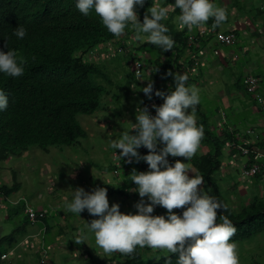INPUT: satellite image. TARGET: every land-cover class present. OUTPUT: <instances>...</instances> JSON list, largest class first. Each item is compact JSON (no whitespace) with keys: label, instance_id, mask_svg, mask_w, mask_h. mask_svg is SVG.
Instances as JSON below:
<instances>
[{"label":"trees","instance_id":"1","mask_svg":"<svg viewBox=\"0 0 264 264\" xmlns=\"http://www.w3.org/2000/svg\"><path fill=\"white\" fill-rule=\"evenodd\" d=\"M158 1H162L159 6H167L169 3L163 0H145L143 7L137 10L140 23L143 22L146 14L150 18L147 10L152 5H157ZM238 2L240 4V1ZM171 14L176 18L179 9L172 10ZM169 16L162 23L169 29L167 34L173 39L174 47L168 52H162L148 41L137 44L135 30L130 26L120 37L113 36L94 12H90L87 17L80 14L75 7V0H0V51L6 53L8 49H12L16 52L17 59L24 62V74L21 77L12 78L0 73V90L8 97L7 109L0 112V162L20 156L33 148L42 151L54 148L63 154L67 148L81 146V143L88 139L81 120L92 118L97 113L105 112L113 105H117L121 98L119 93L121 89L124 90V94H133L134 99L136 97L142 100L141 103L133 100L132 108L144 107L149 99L140 90L147 86V80H151L153 76L144 80V85H141L131 71L133 61H140L150 67L154 74L151 81H154L156 76L161 79L160 86L163 85L164 88L166 84L169 86L165 89L166 94L169 90H174L172 76H165L168 72L185 74L188 77L186 85L197 87L195 81L199 77V66L196 71L194 62L202 56L201 46H205L212 39L215 41L219 27L213 28V21L209 19L203 25L208 33L199 36L195 28L191 31L180 29L177 20V28L174 29L171 25L172 16ZM251 23L256 24L254 21ZM18 25L26 29V36L23 39H17L13 35ZM191 37L193 39L189 41ZM121 45L127 53H117L116 49ZM96 53L110 58L111 62L116 60L124 67H130L129 73L125 74V85L110 82L104 72L106 68L94 62L96 58L92 55ZM195 72H198L197 75ZM239 77L243 95L255 106L253 98L245 91L243 81L246 77L242 79L241 75ZM237 84L238 81L234 82L235 89ZM111 88L115 90L111 92ZM153 101L154 105H160L156 97H153ZM201 108L200 104L196 106L195 118L197 124L203 127L204 134L197 153L189 160L190 172L204 178L203 184L199 187H203L223 206L221 210H217V222H221L220 215L229 219L236 228L231 241L241 244L259 233H264L262 181L264 170L261 169L248 180L243 179L238 165L241 158L236 147L248 150V165L264 163V159L256 160V154L264 156V132L255 122L250 125L247 118H244V123L248 126L239 131L234 122L238 115L233 118L232 122L235 124L232 122L225 124L226 114L219 112L218 108L212 110L210 116ZM114 109L118 108L115 106ZM153 112L155 114V111ZM217 115L222 120L218 123L215 122ZM258 115L264 117L261 111H258ZM211 116H215L212 122L209 121ZM253 126L260 132L254 133V136H246L245 132L248 129L252 130ZM225 149L230 150L228 155ZM139 154L147 155L148 150L143 148ZM113 159L114 162H119V166L112 163L104 170L110 174L118 172L116 177L120 179H116L120 180V183L101 184L96 188H106L107 196H118L131 201L134 199L137 203L140 198L135 191H132V187L136 185L130 181V174L133 169L137 172L148 171L147 164L141 166L136 162L128 163L127 158ZM167 159L170 165L176 162L175 159L169 157ZM229 164L236 165L239 170H231ZM221 174L224 176L221 177ZM224 178L226 179L223 181H230L231 186L223 190L219 181ZM243 183L247 185L245 193L237 190ZM18 190L17 184L0 187V203L5 208V221L16 220L22 215L23 200L19 199L15 205L9 201L10 196ZM236 193H238L236 198L238 206L235 208L230 198L237 195ZM172 211L179 215L183 209ZM49 212L37 210V213L42 215L38 218L37 225L41 230L44 229L41 237L44 247L55 244L56 238L63 235L57 221L59 212L52 211L50 214ZM84 213L88 214L87 211ZM152 215H166V210L156 206ZM23 218L24 222L18 225L14 232L0 238V255L16 249L21 240L27 236L29 226L26 217ZM177 258L176 254L168 253L166 250L137 247L129 255L112 253L110 257L95 258L90 262L91 264H176Z\"/></svg>","mask_w":264,"mask_h":264},{"label":"clouds","instance_id":"2","mask_svg":"<svg viewBox=\"0 0 264 264\" xmlns=\"http://www.w3.org/2000/svg\"><path fill=\"white\" fill-rule=\"evenodd\" d=\"M144 3L145 0H75V7L85 17L94 12L115 37L132 27L137 38L146 35L147 41L162 52L174 47L173 39L167 34L169 29L162 23L168 17L169 8L179 9L178 27L189 31L203 26L209 19L213 21V28L220 27L229 15L224 7L216 6L214 0H174L169 6L152 5L147 10L150 18L146 14L140 23L137 10ZM13 35L23 39L26 29L18 25ZM0 73L12 78L23 76L24 62L17 59L14 50L0 51ZM136 74L139 76L138 71ZM165 76H172L174 90L167 94L159 90L154 92L156 98L163 100L159 106L152 105L155 115L150 114L147 106L137 108L132 131L122 132L118 139L109 143L119 160L127 158L128 163L143 160L148 166L146 172L133 169L130 174V181L136 185L132 191L141 198L134 204L135 214L122 213L116 203L110 207L107 190L103 187L91 192L80 187L72 190L65 210L78 218L85 210L90 216L97 217L85 223V227L105 254L129 255L137 247H148L176 254V264H239L236 244L231 241L236 228L223 215L219 216L221 222H217V210L223 206L203 187H198L204 178L199 175L190 178L187 163L177 160L170 165L167 159L171 156L190 160L199 149L204 130L195 118L196 106L201 100L200 90L194 85H186L188 77L185 74L168 72ZM147 81V86L140 91L151 100L155 87L151 80ZM7 107L8 97L0 90V112ZM141 147L148 150L147 155L138 153ZM156 206L167 210L166 215H152ZM173 209L183 211L178 215ZM37 234L26 240L36 239ZM84 238H77L75 242L79 244ZM19 245L17 248L21 250Z\"/></svg>","mask_w":264,"mask_h":264},{"label":"rangeland","instance_id":"3","mask_svg":"<svg viewBox=\"0 0 264 264\" xmlns=\"http://www.w3.org/2000/svg\"><path fill=\"white\" fill-rule=\"evenodd\" d=\"M165 1L169 2L167 6L174 4V0H163V2ZM161 4L162 1H158L157 5ZM262 6H264L263 1L255 0L254 4L251 5V12H254L256 9H261ZM171 11L172 9L169 8L167 18L170 17L169 15L172 16ZM171 25L174 29L177 28L176 18L174 16H172ZM239 38V40H242L240 43L250 45L252 36L246 38L239 34ZM252 40L256 41V44L253 45L254 49L252 54H257L259 52V46L262 47L264 44L257 40V38ZM128 41L130 40L128 39ZM144 41H147L146 35H143L141 38H137V35L135 36V42L137 44H141ZM133 44L137 45L135 43ZM92 56L96 58L94 61L95 63L101 64L106 68L104 72L108 75L110 82H119L121 85L126 84L125 74L129 73V66L126 68L116 60L111 62L110 58L102 54L96 53ZM92 56L90 55L89 58L91 59ZM242 59L243 57H241L236 64H233L231 75L221 74L216 78L209 75L208 78L211 79L210 81L207 80L205 67L202 66L198 69L199 77L198 80L195 81L197 88L200 90L201 100L199 104L202 106V111L210 116L211 111L218 108L226 114L227 122L233 121V117L230 116L231 111L229 112V110L231 109L233 112L236 111L239 117H236L234 122L237 124L239 131H242L248 126V124L244 123V118H247V121L252 125L254 124V119L258 117L253 106L247 105L245 110L241 109V107L237 109L235 105L230 102L234 95L242 97V101L245 100L243 88L241 86L242 82L238 80L240 79V75L245 77L247 75L245 69L241 70L238 68L243 64ZM194 64H197V61H195ZM250 74L254 77L264 78V71L262 70L254 69L250 71ZM151 76L154 77V74ZM203 80L206 83L199 85L200 81L203 83ZM234 80L235 82L238 81L236 89L232 85V81ZM152 82H155L154 87L156 90L165 92V90L162 89L164 88L163 85L160 86L161 79L159 77L156 78L155 76ZM141 85H144L143 82ZM165 87L169 88L167 84ZM110 90L112 92L115 89L111 88ZM119 93H121V98L117 105H113L105 112L97 113L92 118H81V124L88 134V139L81 143V146L77 148H67L63 154L54 148H49L46 151L33 148L20 156H14L0 162V187H11L15 184L19 186L17 193L10 196L9 201L12 205L19 199H25L34 206L36 210L50 211L49 214L52 211H56V213L58 211L60 214L57 221L58 225L62 228L63 235L57 237L55 244L50 246L51 257L48 259L47 264H91L90 260H94L95 258H107L112 255L105 254L95 244L93 234L86 230L85 223L97 217L85 214L84 211L80 214V218L74 217V215L66 212L65 205L71 199L72 190L77 187L83 188L86 192H91L97 185L107 183L115 185L120 183V180L116 179L119 177H116L115 174L107 173L104 170L112 165V163L115 166L119 164V162H114V150L109 147V143L118 139L122 132L132 131L131 124L135 123V113L138 107L132 108L131 102L135 100L136 103L137 101L141 103L142 100L136 97L134 99L133 94H124L123 89H121ZM227 94L229 95L228 98ZM157 99L160 100V98ZM225 99L226 101H223ZM223 102H228L229 108H226ZM115 106L118 109H114ZM214 118L215 116H211L209 121L212 122ZM251 129L255 134L260 132L255 126L251 127ZM142 149L143 147L138 149V153H140ZM118 152H120L119 149L116 150L117 155H119ZM169 158L187 163V167L190 170L189 160L186 161L182 157L169 156ZM144 163L145 162L141 160L139 165L141 164V166H144ZM192 175L195 174L189 172L190 178ZM222 176L224 175L221 174V177ZM225 179L226 178L219 181L221 189L223 190L231 186L230 181H223ZM132 188L134 189L135 187ZM242 188L243 185L240 184L237 190L239 189V192H243L244 190H242ZM236 194L237 195H233L230 198L235 208L238 206V201L236 199L238 193ZM107 199L110 207L113 203H116L119 205V209L122 212H132L133 214L136 212L134 208L136 202L134 199L132 201L124 200L118 196H107ZM144 199L146 201V197ZM23 219L22 215H19L16 220L5 221L1 219L0 238L7 237L11 232H14L16 227L24 222ZM38 230L41 231L40 227L36 225L30 233L33 232L35 236ZM79 236L86 238L81 239L80 243L77 244L75 238ZM23 242L24 243L21 242L20 247L24 253L26 252V258L21 255L23 261L14 260L13 264H33L32 260L37 258H35L32 253V251L38 249V245L40 244L37 242V239H31L29 242L24 240ZM28 243L32 247L31 249L28 248ZM236 249L239 257V264H264V233H259L244 243L236 244ZM16 255H20L19 248L15 249V256ZM28 255L33 257V259L28 257Z\"/></svg>","mask_w":264,"mask_h":264},{"label":"crops","instance_id":"4","mask_svg":"<svg viewBox=\"0 0 264 264\" xmlns=\"http://www.w3.org/2000/svg\"><path fill=\"white\" fill-rule=\"evenodd\" d=\"M238 1H240V4ZM258 1L264 2V0H258ZM254 2H255V0H214V3L216 6L224 7L229 14L227 22L218 28L219 33H221V32L229 33L230 31L233 32V35L235 36L236 43L232 47H224L223 48V47L219 46L217 43H215L214 39L210 40L208 43H206L205 46H201L202 48L200 50L201 51L200 54L202 56L199 60H197V64H195V66H196L195 70L197 71L198 66H199L198 68L204 66L206 73H207V80L210 81L211 79L208 78L209 75H211L215 78L221 74L231 75L232 70H233V68H232L233 64H236L238 62V60L241 57H243V59H242L243 64L241 66H239L238 68H240L241 70H243V69L246 70V72H247L246 77H253L257 80L258 88H259L260 92L263 94V98H264V78L263 77L262 78L254 77L250 74V71H253L254 69L264 71V46H262V47L259 46V52L257 54H252V51L254 49L253 45L256 44V41H254L252 39L257 38V40L263 42V44H264V6H262L261 9H256V10H254V12H251V5H253ZM252 21H254L256 24L253 25L251 23ZM239 34H240V36H245L246 38H248V37L250 38V36H252V38H251L252 44L250 43V45H247L246 43H244V44L240 43L242 40H239L240 39ZM244 45H246V46H244ZM253 56H254V58H253ZM235 60H237V61H235ZM195 73L197 75L198 72H195ZM263 76H264V74H263ZM244 77L245 76H241V79ZM234 82H235V80L232 81V85H234ZM204 83H206L204 80H203V83L200 81V85H202ZM162 89L165 90L166 87L162 88ZM228 97H229V95L227 94V98ZM244 98H245V100L242 101V97L234 95L232 97V99L230 100V102H232L237 109L241 107V109L245 110L247 105L253 106L254 109L256 110V115L258 116L257 118L254 119V122L256 123V125L259 128L263 129V132H264V117H261L260 115H258V110H257L256 106L252 105V103L247 100V97L244 96ZM223 101H226V99ZM159 103H160V105L163 103V100L161 98L159 100ZM223 103H224V106H226V108H229L228 102H223ZM229 111L232 112L231 116L233 118L238 115L236 111L233 112L231 109ZM219 112H222V111L220 110ZM219 121H222V120H220V118L217 115V117L215 118V122L218 123ZM227 123L228 122H227V119L225 116V124H227ZM233 124H235V123H233ZM235 125H237V124H235ZM216 127H217V125H216ZM218 130L220 131V128H218ZM159 147H162V146L159 145ZM225 150H226V152H225L226 155H228L230 150H228V149H225ZM241 162H242V160H241ZM241 162H240V164H241ZM228 163H230V162L228 161ZM240 164H238V165H240ZM229 165H230L231 170H233V169L239 170L236 165H232V164H229ZM240 175H241V170H240ZM242 185H243L242 190L246 191L247 185H244V183ZM29 205H31V204L29 203ZM32 207L34 208V206H32ZM35 211L37 212L36 209H35ZM5 216H6L5 208L0 203V220L1 219L5 220ZM22 216L25 217V215L23 214V211H22ZM37 224H38L37 222L34 224V226H30L28 224V226H29L27 228L28 234L21 241L28 239V237H30V236L34 237V233L33 232L30 233V232L32 231V229H34V227H36ZM36 239H37V242L42 241L41 237H39V236ZM12 250L7 252V253L12 252L11 257L9 258V261L2 263V264H13L14 260H18V261L22 262L23 259L21 258V255L24 256V258H26L25 257L26 252L24 253V251H22V249L20 250L19 256L18 255L15 256V251L13 252ZM3 254H5V253H3ZM34 256H35V258L37 257L36 254H34ZM28 257L33 259V257H31L30 255H28ZM32 262H33V264H36L37 258L32 260Z\"/></svg>","mask_w":264,"mask_h":264},{"label":"built area","instance_id":"5","mask_svg":"<svg viewBox=\"0 0 264 264\" xmlns=\"http://www.w3.org/2000/svg\"><path fill=\"white\" fill-rule=\"evenodd\" d=\"M195 30L197 31V34L199 36H205L208 31L206 30V28L204 26H201L199 28H195ZM192 37L189 39V41H192ZM215 41L217 44L222 45V46H232L235 42V38L231 33H219L215 36ZM118 54H125L127 53V50H125V48H123V46L121 45L118 49H116ZM131 71L134 74V77L136 80H138L139 83H142L144 80H146L147 78H150L151 75L153 74V71L150 67H147L144 63L140 62V61H133L131 64ZM139 72V76H137L136 72ZM243 84L245 86V91L247 94L251 95V97L253 98L256 106L260 109L261 112L264 113V98L262 96V94L260 93V90L258 88V82L255 78L253 77H246L243 81ZM155 89L153 90V95H152V99L151 100H147V104L144 105L148 107L150 114L155 115L154 114V110L152 108V105H154V101H153V97H156L154 95ZM246 136H254V132L250 129H248L245 132ZM256 139V137H254ZM236 151L239 153V157L241 158L242 162L240 164V170H241V176L243 179H250L253 176H255L257 173L260 172V170H264V163L260 164H252V165H248V150L243 148V147H236ZM256 160L257 161H262L261 159H264V156L260 155V154H256ZM116 158V157H114ZM137 165H139V163H137ZM141 165V164H140ZM116 166H119V164H117ZM115 174V176H118V172H114L113 175ZM263 183H264V177L262 179ZM18 201H16L15 204H17ZM11 203V202H10ZM23 214L25 215V217L27 218V222L30 225H34L37 221L38 218H41L42 215H39L29 204H27L25 201H23ZM12 204V203H11ZM14 204V205H15ZM44 234V229H42L36 237H42V235ZM26 242H29V240H26ZM40 244L38 245V249L35 251H32V253L36 254L37 256V262L36 264H47L48 263V259H50L51 257V249L50 246L48 247H44L42 245L41 242H39ZM20 246V245H19ZM30 244L28 243V248H32ZM14 252V251H13ZM12 252L9 253H5L0 255V264L8 262L9 258L11 257Z\"/></svg>","mask_w":264,"mask_h":264}]
</instances>
